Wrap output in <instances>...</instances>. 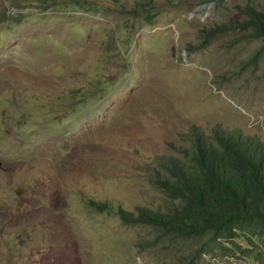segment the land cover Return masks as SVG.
<instances>
[{
    "label": "rangeland",
    "instance_id": "1",
    "mask_svg": "<svg viewBox=\"0 0 264 264\" xmlns=\"http://www.w3.org/2000/svg\"><path fill=\"white\" fill-rule=\"evenodd\" d=\"M134 1L0 0V264H264V224L181 240L117 214L164 206L149 173L193 128L264 143V41L184 55L264 0Z\"/></svg>",
    "mask_w": 264,
    "mask_h": 264
},
{
    "label": "trees",
    "instance_id": "2",
    "mask_svg": "<svg viewBox=\"0 0 264 264\" xmlns=\"http://www.w3.org/2000/svg\"><path fill=\"white\" fill-rule=\"evenodd\" d=\"M121 7L145 21L159 14L154 0H135L130 7ZM244 14L242 19L204 31L202 42L186 45L184 55L201 49L205 39L231 30L245 31L248 37L264 41V13L246 5ZM186 141L187 145L178 147L177 156L159 157L158 170L154 176L149 173L164 195V206L136 207L135 212L119 210V218L124 223L151 226L158 236L181 240L206 233L233 237L243 224H264V143L219 124L208 134L193 128ZM91 203L97 211L112 208L108 203Z\"/></svg>",
    "mask_w": 264,
    "mask_h": 264
},
{
    "label": "water",
    "instance_id": "3",
    "mask_svg": "<svg viewBox=\"0 0 264 264\" xmlns=\"http://www.w3.org/2000/svg\"><path fill=\"white\" fill-rule=\"evenodd\" d=\"M0 166H1V162H0Z\"/></svg>",
    "mask_w": 264,
    "mask_h": 264
}]
</instances>
